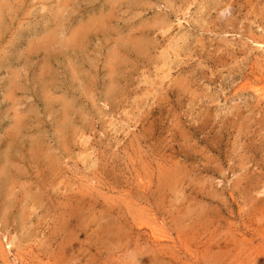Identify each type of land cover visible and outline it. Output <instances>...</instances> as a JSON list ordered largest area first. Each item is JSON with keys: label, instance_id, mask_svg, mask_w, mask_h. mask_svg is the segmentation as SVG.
<instances>
[{"label": "rangeland", "instance_id": "374dc122", "mask_svg": "<svg viewBox=\"0 0 264 264\" xmlns=\"http://www.w3.org/2000/svg\"><path fill=\"white\" fill-rule=\"evenodd\" d=\"M263 95L264 0H0V264H264Z\"/></svg>", "mask_w": 264, "mask_h": 264}, {"label": "bare ground", "instance_id": "6f19581e", "mask_svg": "<svg viewBox=\"0 0 264 264\" xmlns=\"http://www.w3.org/2000/svg\"><path fill=\"white\" fill-rule=\"evenodd\" d=\"M135 2V1H134ZM192 2V1H191ZM184 3V2H183ZM137 4V3H136ZM182 5V4H181ZM199 16V15H198ZM197 21V20H196ZM199 21V20H198ZM193 22V21H192ZM168 27V26H167ZM159 29V28H158ZM165 30V29H164ZM140 31V30H139ZM182 35V34H181ZM150 38V37H149ZM181 39V38H180ZM175 40V39H174ZM168 42H169V40H168ZM256 42V41H255ZM180 43V42H179ZM202 43V42H201ZM253 43V42H252ZM261 43H262V41H261ZM260 43V44H261ZM144 44V43H143ZM143 44L141 45V46H143ZM255 44H257V43H255ZM141 48V47H140ZM142 48H144V47H142ZM141 48V49H142ZM133 50V49H132ZM162 50V49H161ZM137 51V50H136ZM143 51V50H142ZM172 51H173V49H172ZM135 53H138V52H135ZM164 53V52H163ZM192 53V52H191ZM186 56V55H185ZM192 57V56H191ZM172 62V61H171ZM168 65V64H167ZM167 67V66H166ZM159 71V70H158ZM122 73V72H121ZM145 73V72H144ZM162 76V75H161ZM158 78V77H157ZM247 80V79H246ZM250 80H252V79H250ZM249 81V80H248ZM161 82V81H160ZM246 83V82H245ZM248 83V82H247ZM249 83H250V81H249ZM259 84V83H258ZM261 84V83H260ZM245 85V84H244ZM249 85V84H248ZM258 86L259 85H257V88H258ZM262 86H263V84H262ZM161 87V86H160ZM252 87V86H251ZM249 88V87H248ZM254 88V87H253ZM118 89V88H117ZM260 89H261V87H260ZM256 91V90H255ZM262 91V90H261ZM111 92V91H110ZM202 92H204V91H202ZM259 93V92H258ZM188 94V93H187ZM194 96V95H193ZM264 96V95H263ZM116 97V96H115ZM150 101V100H149ZM194 128V127H193ZM42 160V159H41ZM248 161V160H247ZM174 169V168H173ZM174 171V170H173ZM167 172V171H166ZM165 173V172H164ZM168 174V173H167ZM203 177V176H202ZM150 179V178H149ZM178 179V178H177ZM140 180H141V178H140ZM139 180V181H140ZM143 180V179H142ZM146 180V179H145ZM151 183V182H150ZM139 187V186H138ZM123 188V187H122ZM142 189H145L144 188V186L142 187ZM141 190V189H140ZM147 190H148V187H147ZM130 191V190H129ZM146 191V190H145ZM144 193V192H143ZM173 193V192H172ZM135 200V199H134ZM155 201V200H154ZM170 209V208H169ZM76 211V210H75ZM172 213V212H171ZM152 219V218H151ZM153 220V219H152ZM155 221V220H154ZM177 221V220H176ZM264 232V231H263ZM76 233V232H75ZM157 233V232H156ZM157 236V235H156ZM155 236V237H156ZM159 236V235H158ZM165 236V235H164ZM162 246V245H161ZM191 247V246H190ZM250 249V248H249ZM148 257V256H147ZM241 258V257H240ZM226 261V260H225Z\"/></svg>", "mask_w": 264, "mask_h": 264}]
</instances>
